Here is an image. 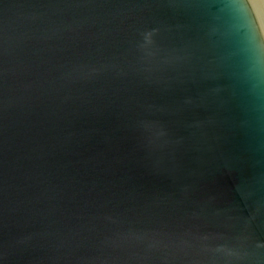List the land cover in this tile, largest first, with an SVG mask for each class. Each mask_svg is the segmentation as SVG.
<instances>
[{"label": "water", "instance_id": "95a60500", "mask_svg": "<svg viewBox=\"0 0 264 264\" xmlns=\"http://www.w3.org/2000/svg\"><path fill=\"white\" fill-rule=\"evenodd\" d=\"M0 264H264V0H0Z\"/></svg>", "mask_w": 264, "mask_h": 264}]
</instances>
